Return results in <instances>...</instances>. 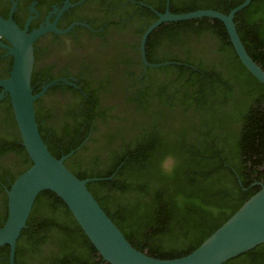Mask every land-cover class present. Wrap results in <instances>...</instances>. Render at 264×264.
Here are the masks:
<instances>
[{"label":"trees","instance_id":"1","mask_svg":"<svg viewBox=\"0 0 264 264\" xmlns=\"http://www.w3.org/2000/svg\"><path fill=\"white\" fill-rule=\"evenodd\" d=\"M244 1L186 0L182 4L174 1L171 10L184 13L215 9L229 13ZM235 22L248 53L264 69V0H252L236 14ZM164 24L150 37L163 34L167 40L195 49L200 48L205 38L215 40V52L223 53L235 67V77L247 85L250 81L259 90L257 94L250 92V108L232 107L235 97L247 98L246 91L234 94L227 82L219 84L214 76H207L198 82L195 93L179 100L181 107H194V117L199 118L200 124L187 130L176 131L171 125L167 130L154 129L146 136L142 133L145 137L134 140L124 153L115 155L106 171L86 174L85 178L107 177L117 171L111 180L89 182L90 191L132 245L149 255L167 259L195 250L262 188L251 186L255 181L251 177L264 182V83L251 73L244 74L242 62L220 19L203 17L170 21L167 27ZM192 56L182 60L177 56L148 55V60L179 61L199 67L204 64L203 59ZM192 69L184 64H170L150 70L157 73L175 70L178 76L171 82L179 83L184 72ZM194 77L192 74L187 81L195 85ZM219 85L220 93L216 89ZM162 94V89L156 94L160 105L173 108L175 100ZM37 121L40 128L39 116ZM40 132L52 154L62 157L56 155L41 128ZM172 154L176 161L166 167L164 161ZM31 165L32 161L22 172ZM127 168H131V174L123 177ZM249 174L250 192L238 203L233 191L249 185ZM9 254L8 244L0 246V264H9ZM15 264L111 263L103 259L63 199L51 190H44L37 196L27 227L17 241ZM223 264H264V243Z\"/></svg>","mask_w":264,"mask_h":264},{"label":"flooded vegetation","instance_id":"2","mask_svg":"<svg viewBox=\"0 0 264 264\" xmlns=\"http://www.w3.org/2000/svg\"><path fill=\"white\" fill-rule=\"evenodd\" d=\"M79 1L0 0V15L6 19L12 17L28 32L48 24L55 26L34 42L33 91L40 92L55 79L65 81L49 87L36 100L35 111L56 155L73 151L65 163L80 177L106 171L113 157L124 153L134 140L151 134L154 129L170 128L174 115L181 114V109H176L181 106L180 98L195 93L198 82L207 76H214L219 84L227 82L234 94L246 91L247 98L235 97L232 107L250 108V92L259 93L250 81L247 85L235 77V67L223 53L215 52L217 41L209 38L195 49L189 44L167 40L163 34L151 38V33L146 42L147 59L148 55H165L184 60L193 55L194 59L204 60L201 67L184 64L193 69L186 70L179 83L171 82L178 76L175 70L151 72L155 67H147L142 61L140 44L145 30L158 15L144 3L163 13L168 0H84L77 4ZM174 1L182 4L186 0ZM174 1H169L170 11ZM68 3L72 6L63 10ZM164 23L165 27L169 25ZM9 46L10 42L0 36V79L9 77L12 70L14 57ZM241 65L245 75L251 73ZM192 74L195 85L187 81ZM220 86L216 88L219 93ZM161 89L164 97L175 100L173 108L160 105L156 94ZM182 111L195 116L193 106ZM31 161L10 95L0 87V225L8 212L7 189ZM130 174L131 168H127L123 177ZM251 178L255 180L253 187L264 184L258 177ZM247 181L248 186L233 191L234 201L240 203L250 192V174Z\"/></svg>","mask_w":264,"mask_h":264},{"label":"water","instance_id":"3","mask_svg":"<svg viewBox=\"0 0 264 264\" xmlns=\"http://www.w3.org/2000/svg\"><path fill=\"white\" fill-rule=\"evenodd\" d=\"M82 1L84 0L77 4ZM169 1L163 13L144 3L158 15V19L148 26L141 39L142 61L147 67L186 64L179 61L161 63L148 61L147 39L162 23L211 17L223 21L241 62L264 83V69L248 53L235 22L236 14L247 7L252 0H245L229 13L215 9L173 13L169 10ZM70 6L72 4H66L63 10ZM51 29H55L54 24L28 32L27 28H20L12 17L6 19L0 15V36L10 42V53L14 57L10 76L0 79V87H3L4 91L10 95L23 145L32 159V165L19 174L11 187L7 189L8 216L4 224L0 226V246L9 245V264H15L17 241L23 229L27 227L37 196L44 190H51L63 199L103 259L111 264H223L264 243L263 184L259 191L248 198L199 247L187 255L167 259L158 258L132 245L88 187V183L92 181L113 179L117 171L107 177L81 179L65 163L73 151L58 158L49 150L41 135L35 102L49 87L65 81L63 78L55 79L46 84L40 92L33 91L34 42Z\"/></svg>","mask_w":264,"mask_h":264},{"label":"rangeland","instance_id":"4","mask_svg":"<svg viewBox=\"0 0 264 264\" xmlns=\"http://www.w3.org/2000/svg\"><path fill=\"white\" fill-rule=\"evenodd\" d=\"M178 107L176 109H179V110L181 109L180 110L181 114L180 115H174L173 121L171 124L172 129H174L176 131L179 129H186L187 130V129L191 128L193 125L197 126L198 124H200L198 122L199 118L194 117V116L190 117V115L184 114V112L182 110L183 109L185 110L186 106L185 107L178 106ZM216 129L218 130L217 127H216ZM175 161H176V156L174 154L167 156L165 159V163L167 166H172Z\"/></svg>","mask_w":264,"mask_h":264},{"label":"clouds","instance_id":"5","mask_svg":"<svg viewBox=\"0 0 264 264\" xmlns=\"http://www.w3.org/2000/svg\"><path fill=\"white\" fill-rule=\"evenodd\" d=\"M70 43H71L70 41H66V44L70 45ZM69 50H70V48H69Z\"/></svg>","mask_w":264,"mask_h":264}]
</instances>
